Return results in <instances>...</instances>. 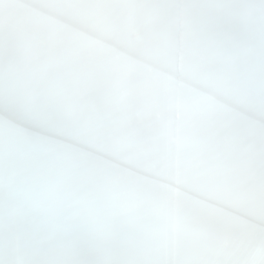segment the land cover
<instances>
[{
	"label": "snow or ice",
	"instance_id": "1",
	"mask_svg": "<svg viewBox=\"0 0 264 264\" xmlns=\"http://www.w3.org/2000/svg\"><path fill=\"white\" fill-rule=\"evenodd\" d=\"M0 264H264V0H0Z\"/></svg>",
	"mask_w": 264,
	"mask_h": 264
}]
</instances>
